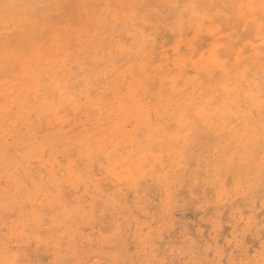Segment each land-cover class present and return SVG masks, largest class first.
Listing matches in <instances>:
<instances>
[{
	"label": "bare ground",
	"instance_id": "bare-ground-1",
	"mask_svg": "<svg viewBox=\"0 0 264 264\" xmlns=\"http://www.w3.org/2000/svg\"><path fill=\"white\" fill-rule=\"evenodd\" d=\"M0 264H264V0H0Z\"/></svg>",
	"mask_w": 264,
	"mask_h": 264
}]
</instances>
